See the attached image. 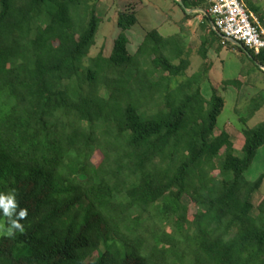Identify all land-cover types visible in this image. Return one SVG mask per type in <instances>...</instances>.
<instances>
[{"label":"trees","instance_id":"trees-1","mask_svg":"<svg viewBox=\"0 0 264 264\" xmlns=\"http://www.w3.org/2000/svg\"><path fill=\"white\" fill-rule=\"evenodd\" d=\"M100 2L0 0V191L28 210L23 234L0 236V264H264V172L246 175L264 97L239 113L238 152L216 133L224 96L202 92L210 65L188 73L221 35L209 24L186 44L154 28L131 52L126 8L110 56H91ZM228 45L264 66V51Z\"/></svg>","mask_w":264,"mask_h":264},{"label":"rangeland","instance_id":"rangeland-1","mask_svg":"<svg viewBox=\"0 0 264 264\" xmlns=\"http://www.w3.org/2000/svg\"><path fill=\"white\" fill-rule=\"evenodd\" d=\"M130 1V3L128 2ZM139 0H101L98 6V14L102 19V22L100 24L99 30L96 35V44L91 49V56H95L99 53H103L105 56H110L114 41L120 32V29L117 26V15L119 10H124L128 8L130 5H134ZM137 5V3H136ZM155 7V8H154ZM176 9L169 10V9H159L156 8V6L152 5L150 10L146 9L144 6H140L139 8V19L140 24L142 27L137 26L135 29L130 33L131 37V44L129 46V49L131 52H135L137 46L139 45V39L140 36L138 34H142L151 29L150 27L155 25L159 22H164L165 20H174V16L178 15L177 18L181 16H184V10L179 7L178 5H175ZM154 14V16H153ZM197 14V13H195ZM200 16L202 13H198ZM158 19V20H157ZM199 21L198 18H196L195 22ZM143 26H146V29L143 28ZM139 30V32H138ZM212 54L214 56L215 66L214 68H219L220 62L218 60V55L220 53V47H213ZM232 55V54H231ZM235 57V55H233ZM231 57V56H230ZM228 58L225 64L226 68V75L227 77H234V75H237V69L242 68V64L238 63L232 58ZM201 61V59H198ZM199 64H194L191 68H198ZM253 67V66H252ZM237 68V69H236ZM230 70V71H228ZM189 74L191 71H188ZM213 76V82L216 84V73L214 72L212 74ZM238 76V75H237ZM204 83L203 85H205ZM234 86V85H233ZM228 86L227 84L223 87L218 89L220 93L225 98V106L218 117V124L216 128V133L219 134L222 130H226L230 133L231 138L235 144L236 150L239 152L242 149V146L244 144V135L242 133V122L240 123L239 119V113L244 114L245 107L247 105V99H244L241 102V99H239L238 94L242 93L241 89H236L235 86ZM202 90L204 96L206 98H210L212 95V89L207 88V84L203 87ZM237 102V103H236ZM236 103V106H235ZM264 117V109H262L259 113L255 115L250 121L249 125L254 126L260 121H263L262 119ZM100 156L97 157V160H99ZM264 172V145L259 149L258 154L250 167V169L247 171L246 175L247 178L250 180H255L261 173ZM264 200V182L260 189V191L255 195L254 197V212H258V206L261 204V202ZM183 202L190 208L191 214H194L198 211V206L189 196H185L183 198ZM6 227V225H5ZM5 233L4 229H0V236Z\"/></svg>","mask_w":264,"mask_h":264},{"label":"crops","instance_id":"crops-1","mask_svg":"<svg viewBox=\"0 0 264 264\" xmlns=\"http://www.w3.org/2000/svg\"><path fill=\"white\" fill-rule=\"evenodd\" d=\"M242 1L245 3L246 7L248 8L250 12L260 16L261 19L264 21V0H242ZM128 2L130 3V1ZM136 3L134 5H130L128 8L135 9L137 13L139 11L140 6H144L148 10L151 9L150 7L152 5L156 6V8H159V9L167 8L169 10H173V9H176L175 5H178L183 10L185 9V12L183 11L184 16L180 17L179 15V17L177 18L178 15H176L174 16L173 21H171L170 19L165 20L164 22L157 21L158 23L150 27L151 29L158 28L159 31L165 36L179 34L185 40L186 44L193 43V42L197 44V43H202V39L204 37H208L210 34L209 26L211 25V20L210 19L207 20L205 18L206 15L208 16L210 0H189V2L187 1L188 3L187 6L183 3V0H139ZM193 3H195V5H193ZM198 13H202V15L200 16V14ZM186 14L191 15L192 18H189L187 21L182 22ZM138 17H139V13H138ZM196 18H198L199 21L195 22ZM206 21H208V23ZM142 25L140 24V19H139L138 24H136L132 29L127 31L128 37L130 39V44H131L130 33L135 29V27L137 26L142 27ZM143 28L146 29V26H143ZM147 31H145L142 34V37H141V34H138L140 36L139 43H138L139 45L143 41L144 36ZM220 43H221V40L220 41L216 40L211 45H208L209 57L206 62H204L202 57L198 54H193L191 56V63H192L191 67H193L194 64L196 63H198L199 66L198 68L190 67L189 69L191 71L190 74H193L199 70H202L203 64L207 63L210 65V68L207 69L208 70L207 77L205 81L203 82V84L206 83L208 89H213V87L219 89L221 85L224 87L226 84L228 86H233L232 84H229L228 82L231 80H236V81L241 82L242 93L238 94L239 99H241V102L244 99H247V103H248L249 100L257 94H262V96L264 97V72H263L264 66H260L261 69L256 68L255 64L252 61L248 60V58L246 57V54L242 53L238 49H233L232 46H223ZM214 46L220 47V53L218 55V60L220 62L219 68L218 67L214 68L215 62H213L214 56L211 50ZM233 55H235V57ZM229 57L234 59L238 63L242 64V68H238V69L236 68L237 69L236 74L238 76L234 75V77H227V75L225 74L226 73L225 64ZM198 59H201V61ZM214 72L216 73V84H214L213 82L214 79H213L212 74ZM203 84H202V90L204 89L203 87L206 85V84L205 85ZM235 88L237 89L236 86ZM236 103H235V106H236ZM262 109H264V106L259 111H257V113H259ZM262 119H264V117Z\"/></svg>","mask_w":264,"mask_h":264},{"label":"built area","instance_id":"built-area-1","mask_svg":"<svg viewBox=\"0 0 264 264\" xmlns=\"http://www.w3.org/2000/svg\"><path fill=\"white\" fill-rule=\"evenodd\" d=\"M208 12L211 27L221 35L223 46H229L228 41L234 39L257 54L264 51V21L242 0H210Z\"/></svg>","mask_w":264,"mask_h":264},{"label":"clouds","instance_id":"clouds-1","mask_svg":"<svg viewBox=\"0 0 264 264\" xmlns=\"http://www.w3.org/2000/svg\"><path fill=\"white\" fill-rule=\"evenodd\" d=\"M27 216L28 210L20 207L15 189L0 191V229H4L8 237L25 232V225L22 221Z\"/></svg>","mask_w":264,"mask_h":264},{"label":"water","instance_id":"water-1","mask_svg":"<svg viewBox=\"0 0 264 264\" xmlns=\"http://www.w3.org/2000/svg\"><path fill=\"white\" fill-rule=\"evenodd\" d=\"M231 42H232L233 44H236V45L242 47V49L245 50V47H244V45H243L241 42H239V41H237V40H234V39H232Z\"/></svg>","mask_w":264,"mask_h":264}]
</instances>
